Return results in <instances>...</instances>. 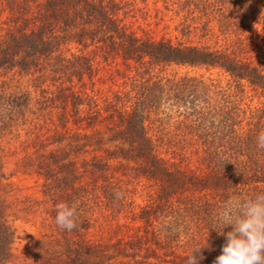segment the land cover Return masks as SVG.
<instances>
[{
    "label": "trees",
    "instance_id": "1",
    "mask_svg": "<svg viewBox=\"0 0 264 264\" xmlns=\"http://www.w3.org/2000/svg\"><path fill=\"white\" fill-rule=\"evenodd\" d=\"M172 65L229 79L165 86ZM1 76L32 91L0 92V264H213L217 212L264 192V0H0ZM12 211L49 230L24 255Z\"/></svg>",
    "mask_w": 264,
    "mask_h": 264
},
{
    "label": "clouds",
    "instance_id": "2",
    "mask_svg": "<svg viewBox=\"0 0 264 264\" xmlns=\"http://www.w3.org/2000/svg\"><path fill=\"white\" fill-rule=\"evenodd\" d=\"M258 149H264V131L257 136ZM122 196L116 193V198ZM56 225L66 231L77 227V205L61 202L57 204ZM216 220L220 235H225L226 243L213 264H264V192L253 197L230 198L217 212ZM231 225L232 230L226 234L223 228ZM202 248H196L187 257L186 264H199L203 259L199 255Z\"/></svg>",
    "mask_w": 264,
    "mask_h": 264
},
{
    "label": "rangeland",
    "instance_id": "3",
    "mask_svg": "<svg viewBox=\"0 0 264 264\" xmlns=\"http://www.w3.org/2000/svg\"><path fill=\"white\" fill-rule=\"evenodd\" d=\"M135 23V28H137L139 25L144 24L143 20H139L138 22L131 20ZM173 28V26H172ZM162 30V27H160V31ZM170 31L168 36H171L172 38L175 37V34ZM164 31H161L159 35L162 36L164 34ZM185 77H193L198 80H203L207 83L210 81H216L221 82L224 85L228 81V77L223 72H220L219 70H206L204 68H193V67H186V66H167L164 68H160L156 72V78L158 81L161 82V84L165 86H169L174 82L179 81L182 78ZM3 82V84H2ZM6 83V84H4ZM29 82L27 78L16 76V77H0V86L3 88H0V92H3L6 95H14V94H21L26 91H32V89L28 86ZM32 95H34V91L32 92ZM164 110L160 116H165L164 114H168L171 112V106L166 104L164 106ZM153 118H156L154 115ZM12 164H10L9 172L14 171V168L11 167ZM36 179L29 177V176H22L20 174L17 175L16 178H14L13 182L17 186V188L21 191L18 192V197H23L27 194H35L38 192V187L35 184ZM18 190V191H19ZM14 213L11 215V221L12 225L17 231V236L20 238L18 240V243L16 244L14 248V252L17 255H24L26 252L31 251L35 248V242L32 240L31 237L39 240L42 234H45L46 232H49V230L46 228L43 217L41 215L36 216H29L22 212H11ZM48 230V231H47Z\"/></svg>",
    "mask_w": 264,
    "mask_h": 264
}]
</instances>
